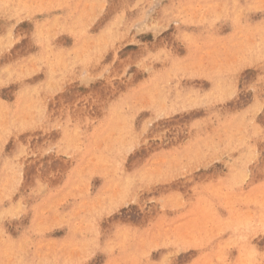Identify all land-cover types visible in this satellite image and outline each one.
Returning <instances> with one entry per match:
<instances>
[{"label": "rangeland", "instance_id": "rangeland-1", "mask_svg": "<svg viewBox=\"0 0 264 264\" xmlns=\"http://www.w3.org/2000/svg\"><path fill=\"white\" fill-rule=\"evenodd\" d=\"M0 264H264V0H0Z\"/></svg>", "mask_w": 264, "mask_h": 264}, {"label": "bare ground", "instance_id": "bare-ground-1", "mask_svg": "<svg viewBox=\"0 0 264 264\" xmlns=\"http://www.w3.org/2000/svg\"><path fill=\"white\" fill-rule=\"evenodd\" d=\"M24 1H25V0H24ZM84 4H85V3H84ZM92 5H93V4H92ZM92 5H91V6H92ZM198 6H199V5H198ZM52 27H53V26H52ZM102 38H103V37H102ZM86 45H87V44H86ZM83 50H84V49H83ZM63 57H64V56H63ZM84 73H85V72H84Z\"/></svg>", "mask_w": 264, "mask_h": 264}]
</instances>
